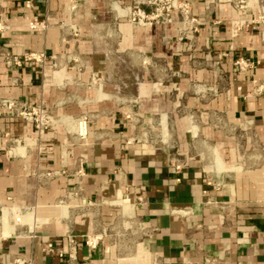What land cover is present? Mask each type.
Listing matches in <instances>:
<instances>
[{
  "label": "crops",
  "instance_id": "0c3cea01",
  "mask_svg": "<svg viewBox=\"0 0 264 264\" xmlns=\"http://www.w3.org/2000/svg\"><path fill=\"white\" fill-rule=\"evenodd\" d=\"M186 1L197 29L176 12L131 22L148 0H0V202L42 219L29 229L4 218L0 264H61L66 232L82 264H264L262 28L233 34V20L256 17L233 0ZM28 52L46 59L10 62ZM238 58L258 63L237 72ZM6 100L41 105L55 123L38 133ZM56 204L66 213L48 214ZM115 230L137 234L112 242Z\"/></svg>",
  "mask_w": 264,
  "mask_h": 264
},
{
  "label": "built area",
  "instance_id": "2783aa9c",
  "mask_svg": "<svg viewBox=\"0 0 264 264\" xmlns=\"http://www.w3.org/2000/svg\"><path fill=\"white\" fill-rule=\"evenodd\" d=\"M69 1L70 9L76 8V0ZM148 2L152 6L150 12H146L139 5H135L131 9L129 14L131 22L144 26L170 22L171 14L176 12L180 15L183 22L192 24L193 29H197L196 25L198 24V18L192 16L190 4L186 0H148ZM233 5L241 14H245L248 11H254L256 13V17L250 21L243 18L233 20L231 23L233 34H238L243 27L251 22H255L261 25V37L264 38V0H233ZM28 25L31 29H44L46 27L45 23L38 22L37 20H32ZM4 28L5 25L0 21V31ZM45 59L46 56L43 52H28L21 57L12 55L10 62L14 65L20 66L26 61L35 60L44 62ZM255 63L257 64L258 62H251L244 58H238L234 62L237 72L246 71L247 69L252 68ZM2 105L10 112L16 113V116L22 120L31 122L38 133L52 127L55 123L53 115L41 105L17 106L15 101L8 100L4 101ZM77 125L79 135L81 137L86 136V118H80ZM170 163L176 170H180L181 163L179 161H170ZM51 174H54V172L47 173V175ZM25 215L28 216L26 220L24 219ZM7 216L12 217L14 224H25L29 228H33L37 223L34 208L25 206H8L0 202V224ZM100 238V235H87L84 244L88 248L94 249L98 246ZM65 239V242L57 248V254L62 260L61 264H82L79 259L78 250L73 236L69 232H66ZM7 264H33V261L30 257L15 255L8 260Z\"/></svg>",
  "mask_w": 264,
  "mask_h": 264
},
{
  "label": "rangeland",
  "instance_id": "374dc122",
  "mask_svg": "<svg viewBox=\"0 0 264 264\" xmlns=\"http://www.w3.org/2000/svg\"><path fill=\"white\" fill-rule=\"evenodd\" d=\"M179 17H180V15H179ZM191 26H192V24H191ZM72 61L76 62V60H72ZM133 137L134 136H128V137H126L125 140H124V142L127 143V144L129 143L128 145L138 143V141L136 140V138H133ZM129 138L130 139L133 138V140H129ZM152 140H153V138H150V136H146L145 137V140L144 141L143 140H140L138 144H140V143H143L144 144L145 143L148 146H150V145L152 146L153 145V141ZM213 159L214 160H213L212 165H211V167L213 169H215L216 171L219 172V171H221V170H223L225 168L224 162L222 161V159L219 157V155L217 153H215V156H214ZM219 163H221V166H220V168H217V165ZM233 169L236 171V173H239L241 171V168L240 167H233ZM117 231L118 230H115L114 232L113 231L111 232V241L112 242L114 241L115 233H117ZM121 231L128 232V231H131V230H121Z\"/></svg>",
  "mask_w": 264,
  "mask_h": 264
},
{
  "label": "bare ground",
  "instance_id": "6f19581e",
  "mask_svg": "<svg viewBox=\"0 0 264 264\" xmlns=\"http://www.w3.org/2000/svg\"><path fill=\"white\" fill-rule=\"evenodd\" d=\"M50 212L48 213V214H55V215H58V214H65L66 213V206L65 205H59V204H56V205H53L52 207H51V209L49 210ZM28 218V216L27 215H25L24 216V219L26 220ZM37 219V221L39 220V218H36ZM40 220H42V219H40ZM39 220V221H40ZM3 222V221H2ZM42 222H44V220L42 221ZM46 222V221H45ZM14 225V224H13ZM40 226V225H39ZM6 227V226H5ZM16 227V226H15ZM30 229V228H29ZM12 230V229H11ZM9 233V232H8ZM120 233H133V234H137L136 232H122V231H120V232H117L115 235H119ZM139 234V233H138ZM115 250H116V245H115V243L112 245V256H114L113 255V253H115Z\"/></svg>",
  "mask_w": 264,
  "mask_h": 264
}]
</instances>
